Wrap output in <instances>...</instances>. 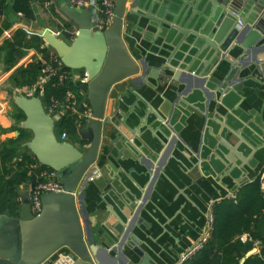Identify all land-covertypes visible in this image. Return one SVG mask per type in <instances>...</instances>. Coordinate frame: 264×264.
I'll return each mask as SVG.
<instances>
[{"label":"crops","instance_id":"crops-1","mask_svg":"<svg viewBox=\"0 0 264 264\" xmlns=\"http://www.w3.org/2000/svg\"><path fill=\"white\" fill-rule=\"evenodd\" d=\"M52 1L49 7L45 5V0L42 3L32 1L35 14L33 21H26L21 16L14 15L10 9L0 12V25L5 21L11 23L10 28L0 36V46L4 40L11 39L18 30L24 32L27 39H30L35 36L40 37L39 34L45 28L58 31L60 33L58 37L70 43L67 37H75L77 28L74 24L71 31L63 27L65 23L70 22L60 12L62 4L67 0ZM134 2L135 0H129L127 4L122 39L135 61L144 59L148 65L158 67L176 48L172 65L178 66L181 59L186 63L197 55L196 50L192 48V38L188 37L179 48L181 35L176 37L174 32H170L165 39H162L164 34L157 33L154 22L130 13ZM139 2L138 9L147 11L153 0H139ZM164 2L169 3V13H179L178 27H183L186 18L189 17L192 18L190 27H199L202 15H207L209 11L205 0H159V3L152 7L151 13L156 15L165 5ZM134 9L131 11H135ZM193 11H197L198 16L193 17ZM166 18L169 20L171 17ZM263 44L264 39H259L249 48V52L245 51L242 54L243 50L235 49L228 56L230 62L217 63L212 69V78L208 87L214 89V84L220 81L222 85L218 89L225 92L228 88L230 92L223 94L215 90L213 98L209 101L198 91L184 93L185 87L181 83L167 82L161 88L156 83L158 75L154 74L148 77V85L160 90V97H156L148 86H138L134 82L135 78L126 79L112 87L106 105V114L113 108L114 115H120L126 120L129 131L134 132L137 128L138 132L134 133L136 136L134 135L133 138L127 139L134 148L130 149L132 153H128L123 151L120 143L109 146V142L114 140V135H109L105 130L96 163L101 175L97 177L94 185H90L85 190L84 197L90 222L89 229L99 247L104 246L105 243L111 245L115 240L114 233L118 228L114 226L118 223L112 215L120 219L123 205L137 201L140 198L139 190L143 192L156 173L158 175L153 183L149 202L140 214L143 225L150 227V230H145L143 226L134 230V234L145 243L142 245V250L151 257L152 264H179V257L199 241L215 205L231 199V196L238 193L242 187L258 177L264 187V71H261V66L254 61V56H259ZM37 45L41 49H49L45 42ZM35 46L36 43L31 41L27 48L23 49V54L12 68L7 66L4 53L0 58V144L8 139H17L20 132L29 134V138L24 139L22 144L19 143L16 159L23 154L32 155L25 146L32 138V134L22 128L21 123L24 120H18L21 110L15 106L13 98L21 95L26 98L35 96L42 100L44 89L40 82L41 75L30 88L15 86L11 78L20 67H26L32 62L41 63L44 58ZM49 50L50 56H55L53 51ZM241 54L246 56L240 61ZM236 65L237 67L234 68ZM78 89L83 108L91 111L88 87L78 86ZM134 92L156 110L161 106L163 99L175 103L177 97H180L174 108L179 117L171 120V125L179 136L170 158L161 167L159 153L162 150L163 139L160 133L156 135L161 126L154 120L153 115L148 113L146 103L138 99ZM144 123L147 126L140 128L139 126ZM55 134L58 142H68L82 152L87 151L89 145L81 143L77 135H68V139L62 141L60 132ZM218 136L221 139L225 138L226 142L233 145L243 157H251L252 153L241 142L246 141L249 146L260 145L258 147L260 151L253 154L252 159L256 161L252 162L254 168L244 166L242 169V165L238 163L232 168L231 165L223 162L222 159L227 157L229 151L221 145ZM146 146L153 152L150 153ZM16 159L13 163L17 161ZM196 164L199 166L194 168ZM40 167L41 165H34L33 169L39 170ZM145 167L147 171L149 168L152 169L149 176L145 173L147 172ZM225 172L223 179H220L219 177ZM185 173L189 175L186 176ZM194 181L197 184L193 185ZM30 186L31 182H28L16 189L20 200L18 217H16L18 219L24 200L21 195L24 192L29 193ZM178 190L183 191L192 204L188 203ZM107 208L112 211V215ZM179 210L182 211V215L174 218ZM78 213L85 233L86 223L83 221L80 207ZM4 216L8 215L4 214ZM167 217L172 218V221ZM121 218L125 221L123 217ZM251 251H253L252 247L249 252ZM123 252L137 262L130 249L125 247ZM249 252L243 258L247 259ZM60 254L52 259L53 264H62L58 262V257L60 259L63 256ZM259 254L260 251H256L253 255Z\"/></svg>","mask_w":264,"mask_h":264},{"label":"water","instance_id":"water-1","mask_svg":"<svg viewBox=\"0 0 264 264\" xmlns=\"http://www.w3.org/2000/svg\"><path fill=\"white\" fill-rule=\"evenodd\" d=\"M205 1L209 6V11L207 15H202L199 27H190L192 23L190 17L186 18L183 27H178L177 21L180 15L169 13L167 2H164L165 5L156 15L151 13V9L159 3V0H153L147 11L138 9L139 0H135L131 5V10L136 9L129 12L154 22L157 26V33L164 34L162 39H165L170 32H174L176 37L181 35L182 41L179 48L188 37L193 40L192 48L196 50V56L186 63L181 59L178 66H174L172 59L177 52L175 48L165 58V62L158 67L148 65L144 59L135 61L123 42V19L129 0H115L112 25L104 31H96L92 28L90 10L75 9L67 2L62 4L60 12L77 28L74 39L67 43L48 28L43 29L39 36L53 50L62 70L84 71L87 74L91 117L77 126L76 135L81 143H87L89 146L87 151L82 152L71 143L58 142L55 134L57 119L46 114L39 97L26 98L16 95L13 98L15 106L24 115L22 128L32 134L30 141L25 144L26 148L39 165L57 173L65 193L44 196L42 212L38 216H33L30 211L29 193L24 192L21 195L24 200L19 219L0 215V264H53L52 259L59 253L63 255L60 259L58 257V262L62 264H152L151 257L142 250V245L145 243L134 234V230L140 226H143L145 230H150V227L143 225L140 214L149 202L153 183L158 173L151 177L143 192L139 190L140 198L137 201L123 205L120 219L112 215V211L107 208L109 214L118 223L114 227L119 229L114 233L115 240L111 245L105 243L104 246L99 247L92 237L84 203L85 190L90 185H94L97 177L101 175L96 163L106 131L109 135H114V140L109 142V146L120 143L123 151L128 153H132L130 149H134L127 139L136 136L138 129L135 128L134 132L129 131L126 127V120L120 115H114L113 108L106 114L108 97L114 85L126 79L135 78L134 82L138 86H148L156 97H160V90L148 85V77L154 74L158 75L156 83L161 88L167 82L181 83L185 87L184 93L198 91L209 101L213 98L215 90L223 94L230 92L228 88L225 92L218 89L222 85L220 81L214 84V89L208 87V83L211 82L210 78H212V69L217 63L228 61L230 52L235 49L243 50L242 54L245 51L249 52V48L255 42L264 39V0ZM192 15L193 17L198 16V12L193 11ZM167 16L171 18L167 20ZM260 49L259 56H254V61L261 66V71H264V44ZM241 55L240 61L246 56ZM231 67H233L232 64ZM236 67L237 65L234 66ZM134 94L146 103L148 113H151L154 120L161 126L156 132V135L160 133L163 139L162 150L159 153V166L161 167L170 158L179 136L175 133L171 120L179 117L174 108L180 101V97H177L175 103L163 99L161 106L156 110L138 93L134 92ZM145 126L147 124L144 123L139 127ZM217 138L221 145L229 151L227 157L222 159L223 162L231 167L241 164L242 169L244 166L254 168L252 162L256 161L252 159L253 154L260 151L258 148L260 145L249 146L246 141L241 142L252 153L251 157H243L233 148V145L226 142L225 138L221 139L219 136ZM145 148L150 153L153 152L148 146ZM236 159L238 161H235ZM198 160H200L199 157ZM198 166L196 164L194 168ZM145 169L147 171L146 167ZM151 170L149 168L145 173L149 176ZM188 173H185L186 176L190 174ZM225 174L226 172L219 178L223 179ZM195 184H197L196 181L193 185ZM178 191L188 203L192 204L183 191ZM78 207L86 223L85 233L80 222ZM180 215L182 211L179 210L174 218ZM167 219L172 218L167 217ZM162 229L167 232L164 228ZM125 247L131 250L137 262L123 252ZM255 253L256 251L253 250L247 256ZM245 260V258L241 259L240 264H243Z\"/></svg>","mask_w":264,"mask_h":264},{"label":"trees","instance_id":"trees-1","mask_svg":"<svg viewBox=\"0 0 264 264\" xmlns=\"http://www.w3.org/2000/svg\"><path fill=\"white\" fill-rule=\"evenodd\" d=\"M32 1L42 3L44 0H0V12L10 9L14 15H19L26 21H33L35 14ZM10 25V21L0 25V36L10 28ZM72 25L73 23L67 22L63 27L71 31ZM67 38L69 42L74 39V37ZM31 41L36 43L35 48L42 58L53 57L50 56V48L41 49L37 45L44 44L40 37L27 39L25 33L18 30L11 39L4 40L0 46V58L4 53L7 66L12 68L23 54V49H26ZM53 55H55L54 52ZM40 67V62H32L26 67H20L11 80L17 87L30 88L41 75ZM55 82V79H51L45 85L42 95L43 105L51 97L62 101L67 89L78 96V86L69 82L62 86H53ZM18 120H24L22 112L19 113ZM76 129L75 119L65 117L56 123L55 132L76 135ZM27 138H29L27 132H20L17 139H8L0 144V215L18 217L20 200L16 192L17 187L28 182H35L40 171L48 170L44 166L40 167L41 170L33 169L34 165L40 166L33 155L23 154L16 159L19 143L22 144ZM15 159L17 161L13 163ZM212 216L214 230L210 242L194 259L184 264H239L252 247L251 244L239 241L238 238L245 233L253 239L260 240L264 245V187L260 177L242 187L236 195V201L226 200L215 205ZM243 264H264V247L259 255L249 256Z\"/></svg>","mask_w":264,"mask_h":264},{"label":"built area","instance_id":"built-area-1","mask_svg":"<svg viewBox=\"0 0 264 264\" xmlns=\"http://www.w3.org/2000/svg\"><path fill=\"white\" fill-rule=\"evenodd\" d=\"M67 4L75 9H88L92 13L91 24L96 31H104L112 25L113 11L115 0H67ZM53 3L52 0H45V5L49 7ZM56 36L60 33L53 31ZM29 34H32L29 32ZM41 77L40 82L44 86L51 80L55 79L53 86H62L64 83H71L76 86H87L88 77L84 71H64L59 65V60L56 56L41 61ZM44 110L47 115L55 117L57 122L65 117H73L77 126L83 121L91 117V111L83 108L81 101L73 91L67 89L64 93L63 100L51 97L46 104ZM56 122V123H57ZM60 139L66 141L68 135L66 132L60 133ZM65 193L64 186L59 180L57 173L48 169L39 172L35 182L31 183L29 189V205L33 216H38L42 212V199L49 194ZM236 195L231 196V199L236 201ZM213 211V210H212ZM213 216L212 212L208 218V224L201 234L199 241L181 257L179 264L194 259L201 251L205 249L212 238L213 234ZM239 241L244 244H251L252 249L259 252L263 248V243L260 240L253 239L248 233L241 235Z\"/></svg>","mask_w":264,"mask_h":264},{"label":"rangeland","instance_id":"rangeland-1","mask_svg":"<svg viewBox=\"0 0 264 264\" xmlns=\"http://www.w3.org/2000/svg\"><path fill=\"white\" fill-rule=\"evenodd\" d=\"M237 194V193H236Z\"/></svg>","mask_w":264,"mask_h":264}]
</instances>
